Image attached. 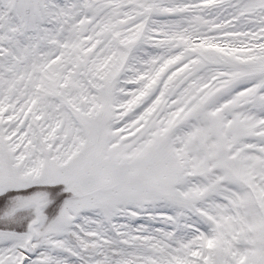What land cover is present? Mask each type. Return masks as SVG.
I'll use <instances>...</instances> for the list:
<instances>
[{"label":"snow or ice","instance_id":"obj_1","mask_svg":"<svg viewBox=\"0 0 264 264\" xmlns=\"http://www.w3.org/2000/svg\"><path fill=\"white\" fill-rule=\"evenodd\" d=\"M0 264H264V0H0Z\"/></svg>","mask_w":264,"mask_h":264}]
</instances>
